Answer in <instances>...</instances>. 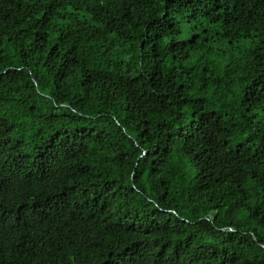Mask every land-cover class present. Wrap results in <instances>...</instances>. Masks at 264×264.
<instances>
[{
    "label": "trees",
    "instance_id": "16d2710c",
    "mask_svg": "<svg viewBox=\"0 0 264 264\" xmlns=\"http://www.w3.org/2000/svg\"><path fill=\"white\" fill-rule=\"evenodd\" d=\"M0 264H264V0H0Z\"/></svg>",
    "mask_w": 264,
    "mask_h": 264
}]
</instances>
